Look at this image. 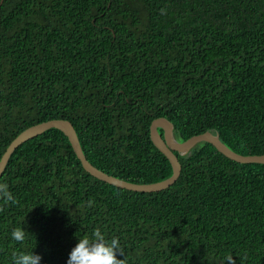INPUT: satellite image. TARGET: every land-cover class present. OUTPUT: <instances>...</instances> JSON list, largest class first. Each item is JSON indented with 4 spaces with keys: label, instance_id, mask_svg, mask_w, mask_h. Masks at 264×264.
<instances>
[{
    "label": "trees",
    "instance_id": "16d2710c",
    "mask_svg": "<svg viewBox=\"0 0 264 264\" xmlns=\"http://www.w3.org/2000/svg\"><path fill=\"white\" fill-rule=\"evenodd\" d=\"M159 116L179 140L212 128L264 153V0H0V157L24 128L63 118L94 166L154 182L171 173L149 135ZM177 155L174 183L137 191L88 173L58 128L25 140L0 175L18 201H0V264L13 247L66 264L96 227L126 264H264V163L207 141Z\"/></svg>",
    "mask_w": 264,
    "mask_h": 264
},
{
    "label": "water",
    "instance_id": "95a60500",
    "mask_svg": "<svg viewBox=\"0 0 264 264\" xmlns=\"http://www.w3.org/2000/svg\"><path fill=\"white\" fill-rule=\"evenodd\" d=\"M55 127L63 131L67 136L77 158L80 160L82 167L91 175L106 181L110 184L137 191H156L167 188L175 182L179 176L181 164L178 155H189L191 150L198 143L207 141L211 143L218 151L226 157L238 162H258L264 163V153L261 154H241L234 151L225 144L219 137V133L215 129H207L203 132L191 135L184 140H179L174 134V125L171 120L165 116L154 118L149 126V135L153 144L166 156L171 166L169 176L148 183H138L124 180L114 175L108 174L103 170L94 166L84 155L81 148L76 130L72 123L63 118L47 119L32 124L21 130L6 146L0 157V175L13 152V150L25 140L41 133L42 131ZM162 129V133L159 131Z\"/></svg>",
    "mask_w": 264,
    "mask_h": 264
},
{
    "label": "clouds",
    "instance_id": "9594fccd",
    "mask_svg": "<svg viewBox=\"0 0 264 264\" xmlns=\"http://www.w3.org/2000/svg\"><path fill=\"white\" fill-rule=\"evenodd\" d=\"M163 13V9L161 10ZM0 201L3 205L16 204L18 201L10 191L9 185L0 182ZM0 205V211L3 210ZM94 205L93 200L87 201V206ZM28 233L22 226L15 227L11 231V239L23 244ZM34 248V247H33ZM30 250H19L13 247L10 252L11 264H40L41 256ZM124 254L119 239L113 236L110 240L106 238L100 227H96L91 235L79 237L78 242L68 254L66 264H126V260L117 258V253ZM229 264H235L232 257L227 258Z\"/></svg>",
    "mask_w": 264,
    "mask_h": 264
}]
</instances>
